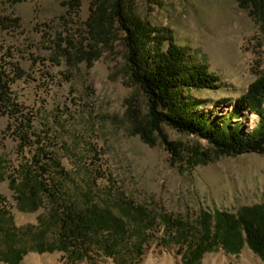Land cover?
<instances>
[{
	"label": "rangeland",
	"instance_id": "1",
	"mask_svg": "<svg viewBox=\"0 0 264 264\" xmlns=\"http://www.w3.org/2000/svg\"><path fill=\"white\" fill-rule=\"evenodd\" d=\"M101 1L0 0V68L14 76L10 110L0 108V209L22 230L25 251L16 264H183L197 231L207 234L208 214L264 212V152L219 155L208 139L163 125L181 150L178 160L158 134L142 138L150 132L149 100L133 80L122 25L108 18L95 27L91 20ZM124 4L160 35L170 32L187 59L217 75L219 88L189 92L200 101L196 110L225 116L230 105L213 104L234 101L264 73V21L237 0ZM146 49L157 46L148 40ZM13 66L20 69L16 75ZM235 120L250 131L258 116L245 111ZM26 182L42 197L28 194ZM24 191L31 200H21ZM29 200L36 210L26 209ZM67 208L86 214L92 225L106 210L130 233L118 238L112 255L96 246L91 258L75 262L55 241V212ZM112 224L94 225L99 242L115 238ZM35 234L51 250L31 249ZM246 261L264 264L244 242L237 253L217 244L194 264Z\"/></svg>",
	"mask_w": 264,
	"mask_h": 264
},
{
	"label": "trees",
	"instance_id": "2",
	"mask_svg": "<svg viewBox=\"0 0 264 264\" xmlns=\"http://www.w3.org/2000/svg\"><path fill=\"white\" fill-rule=\"evenodd\" d=\"M237 1L240 7L250 9L251 14L264 21V0ZM107 2H110V10L104 6L108 5ZM124 2L125 0L101 1L102 5L93 9L91 20L94 21L96 27V24L100 26L101 22L107 21L108 18L117 19L126 32L133 80L140 86L149 100L147 127L150 132L142 134V138L149 142L151 139L149 134H158L168 150L178 160L181 158V150L176 143L165 136L163 125H168L182 133L196 134L208 139L219 155L235 156L245 153H263L264 73L250 83L246 91L234 101L219 99L213 104L212 108L222 103H228L230 110L225 116L217 117L213 116L212 112L203 113L201 110H196L200 101L195 100L189 92L195 89H217L220 87L219 78L209 70L206 64L193 63L187 59L183 48L175 43L170 32H166L162 36L155 29H152L153 27L148 21L140 20L132 13L125 11ZM159 36L160 39H157ZM148 40L154 41L157 50L151 51L149 49L148 51L146 49ZM17 69H19L17 66L11 68L13 72L16 71L15 75ZM13 80L14 76L11 72L3 67L0 68V108L4 107L8 108L6 110H10L12 98L9 95V84ZM245 111L258 116L256 125L250 131H245L240 122L235 120ZM200 154L204 155V153ZM190 156L194 157L195 165L197 153ZM200 157L201 161L206 162L207 159ZM55 166H57L56 163ZM40 171L43 173L47 169L41 167ZM41 172L39 175L42 174ZM26 185L29 183L26 182L24 187ZM28 192V194L33 195L32 197H36V195L42 197L36 185L30 186ZM26 193L25 191L22 193L21 200L32 199L26 197L28 195ZM30 200L29 204L24 206L28 211L36 210L37 204ZM255 209L243 210L242 213L238 214V217L208 214L205 218L206 223L203 224L208 232L206 234L197 231L199 233L197 240L186 245V248L188 247L187 257H184L183 264H194L200 259L201 253L213 249L217 244L237 253L241 250L244 242L264 260V212H257ZM105 211H101L100 216L93 218V225L89 217L83 212H76L70 208L55 212L57 217L55 219L57 230L55 241L58 244V249L75 262L86 260L88 257L91 258L93 252L91 249L96 246L101 247L109 255H112L115 247H117L115 251H118L116 241L118 238L125 239L130 232L122 227L121 221L112 219L109 217V213ZM109 218L112 220L110 221ZM39 219L42 220L43 217H39ZM97 222L102 223L103 226L105 223H113L116 236L110 244L97 240L96 228L94 227ZM174 229L186 228L177 225ZM28 230L33 232L32 227ZM17 231L22 230L13 225L12 217L8 212L0 209V242L5 247V252H0V261L16 264L21 260L25 250L18 240ZM124 231L125 234H123ZM43 240L38 239L37 234H35L32 237L33 244L30 248L41 251L51 250L47 245L43 247ZM90 264L98 263L91 261Z\"/></svg>",
	"mask_w": 264,
	"mask_h": 264
},
{
	"label": "bare ground",
	"instance_id": "3",
	"mask_svg": "<svg viewBox=\"0 0 264 264\" xmlns=\"http://www.w3.org/2000/svg\"><path fill=\"white\" fill-rule=\"evenodd\" d=\"M250 264V262L248 263V261H246L244 264ZM148 264H158L156 262H154V260L150 259L149 263Z\"/></svg>",
	"mask_w": 264,
	"mask_h": 264
}]
</instances>
